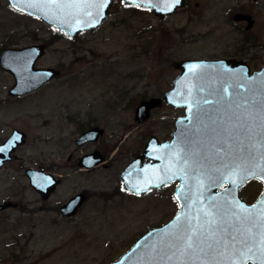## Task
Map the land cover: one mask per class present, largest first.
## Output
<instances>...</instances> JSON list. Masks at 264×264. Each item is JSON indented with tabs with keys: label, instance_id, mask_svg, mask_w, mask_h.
<instances>
[{
	"label": "rangeland",
	"instance_id": "374dc122",
	"mask_svg": "<svg viewBox=\"0 0 264 264\" xmlns=\"http://www.w3.org/2000/svg\"><path fill=\"white\" fill-rule=\"evenodd\" d=\"M236 11H247L255 23L244 28L246 21L232 16ZM55 29L0 0V51L45 42L36 65L59 69L35 89L11 96L14 76L0 65V142L11 126L28 133L17 158L0 168V201L22 203L0 212V264H108L148 228L169 220L179 208L176 180L137 194L120 172L151 134L169 139L185 107L163 100L142 122L134 119L135 107L171 87L176 60L232 55L264 63V0H185L163 16L112 0L94 29L76 36H58ZM95 124L104 128L99 140L77 144L80 131ZM94 148L107 157L103 163L88 171L66 167L68 155ZM36 165L69 172L49 201L89 192L75 215L61 217L44 206L25 174ZM257 189L253 182L240 192L250 198Z\"/></svg>",
	"mask_w": 264,
	"mask_h": 264
},
{
	"label": "water",
	"instance_id": "95a60500",
	"mask_svg": "<svg viewBox=\"0 0 264 264\" xmlns=\"http://www.w3.org/2000/svg\"><path fill=\"white\" fill-rule=\"evenodd\" d=\"M7 1L12 6L16 2ZM125 1L149 7L160 16L172 13L185 3V0H179V3L152 0L153 7L147 0ZM76 2L81 3V0ZM111 3L112 0H108L107 6L99 12L97 8L83 6L82 3L80 7L70 6L73 0H33L32 7L17 4L15 8L39 16L70 36H76L80 31L98 26L108 16ZM169 7L171 10H166ZM87 12L92 15H85ZM234 17H246L247 27L253 23L248 14L237 12ZM45 48V42L2 48L0 65L14 76V82L8 88L10 95L29 92L58 75L59 69L54 66L36 65ZM174 65L179 72L171 87L162 96L140 99L134 110V119L137 122L148 119L152 109L163 100L174 106H184L185 113L175 118L171 138L160 140L151 134L142 152L124 166L120 175L124 186L136 193L138 189L143 193L176 180L174 195L179 208L166 222L144 231L125 252L108 264H246L248 260L262 264L264 217H261L260 209L264 191L250 203L240 193L246 180L233 187L230 181L223 179L213 184L209 176L215 177L217 169L224 176L230 175L229 169L222 167L224 164L230 168L234 162L249 167L262 163L264 89L260 85L264 81V66L251 70L247 61L231 57H187L176 60ZM103 132V127L90 126L79 133L75 142L94 141ZM25 139V133L15 129L0 142V147L7 146L0 152V166L12 158V151ZM217 148L220 149L219 154ZM103 159L100 150L95 149L82 155L79 164L92 167ZM26 174L30 184L44 198L60 181L51 173L44 172L42 167L27 168ZM85 196L84 192L72 195L62 205L63 212L66 215L75 213ZM236 201L245 205L248 211L240 212ZM8 205H15V202H0V210ZM188 220L193 228L199 224L216 232L221 243L216 245L215 253L173 255L180 243L176 237L186 233ZM209 220L216 221L211 228ZM177 225L181 226L179 230Z\"/></svg>",
	"mask_w": 264,
	"mask_h": 264
},
{
	"label": "snow or ice",
	"instance_id": "6c2138e0",
	"mask_svg": "<svg viewBox=\"0 0 264 264\" xmlns=\"http://www.w3.org/2000/svg\"><path fill=\"white\" fill-rule=\"evenodd\" d=\"M55 2V0H53ZM148 4L155 7V4L152 3V0H147ZM174 3H179V0H173ZM81 3L83 6L87 7H95L97 8L98 12L102 11L104 7L107 6L108 0H81ZM81 3H77L76 0H73V4L70 6L80 7ZM17 4L32 7L34 6L33 0H16V2L13 4V7L15 8ZM139 6V5H137ZM166 10L170 11L171 8H167ZM87 16H91V12L85 13ZM79 23V21H78ZM195 67V66H193ZM251 84L252 81H249ZM261 88L264 89V81L261 82ZM207 103V101H205ZM18 139V137H17ZM261 140L264 141V134L261 135ZM4 147H0V152L5 151ZM217 153H220V149H216ZM262 163L255 165L254 167H249L247 164L244 163H233L231 167L227 164L222 165L224 168H228L229 172L231 173L228 176H224L223 173L220 172L219 169H217V175L215 177L209 176L210 180H213V184H215L216 180L223 179L225 182H231L233 187L238 186V184L243 183L248 178H260L264 180V155L261 156ZM162 183V182H161ZM137 194H139V189L137 190ZM261 209H260V215L261 217H264V200L261 201ZM236 206L239 208L240 212H247L248 209L245 207V205L241 204L239 201H236ZM255 207V206H253ZM205 215H209L208 213H205ZM233 215H236L233 213ZM239 219V216L236 217ZM177 220H180V217H177ZM188 230L186 233L182 236H177L176 238L179 239L180 243L179 246L176 247L175 252L173 255L179 254L180 257H183L185 255H189L192 253H203L205 255L209 253H215L216 251V245L220 244L221 241L217 239L216 232L210 231L209 229H205L203 225H197L195 228L192 227L191 221L188 220ZM215 220H209L208 225L209 228L213 224H215ZM180 225H177L178 230L180 229ZM175 236V234H174ZM233 241H235V237L232 238ZM264 242V240H262ZM264 251V249H262ZM222 255V253H221ZM171 259V257H169ZM201 264H205V262H201ZM264 264V262H262Z\"/></svg>",
	"mask_w": 264,
	"mask_h": 264
},
{
	"label": "flooded vegetation",
	"instance_id": "af4514ba",
	"mask_svg": "<svg viewBox=\"0 0 264 264\" xmlns=\"http://www.w3.org/2000/svg\"><path fill=\"white\" fill-rule=\"evenodd\" d=\"M235 12H233V14H232V16L233 15H235L234 14ZM236 13H237V11H236ZM240 13H247L248 14V12L247 11H242V12H240ZM233 18H235V19H237V21L238 22H243V21H246V23L244 24V28H246V29H248V28H250L254 23H255V21H254V23L250 26V27H247L246 25H247V21H248V19H246L245 17H234L233 16ZM236 21V20H235ZM219 57H231V58H236V59H241L239 56H232V55H224V56H219ZM246 60V59H245ZM247 61V60H246ZM248 62V61H247ZM248 64H249V66H250V69L251 70H254V69H257V68H259V67H261V66H264V63H261L260 65H258V66H254L252 63H249L248 62ZM20 95V94H19ZM11 96H15V95H11ZM17 96V95H16ZM3 109L4 110H6L7 109V107L6 106H4L3 107ZM96 125V124H95ZM91 126H94V125H91ZM88 127H90V126H88ZM88 127H86V128H88ZM86 128H84V129H86ZM15 129H18V130H20V131H23L24 133H25V138L27 139V136H28V133H27V131L23 128V127H19V126H11L10 127V129L8 130V132H7V135H5V138H3V140L2 141H4ZM84 129H82L80 132H82ZM102 135V134H101ZM100 135V136H101ZM100 136L96 139V140H94V141H86V142H84V143H81V144H85V143H88V142H95V141H98L99 140V138H100ZM26 139H25V141H26ZM1 141V142H2ZM25 141L23 142V143H20V144H18L17 146H16V148L12 151V158L11 159H9V160H5L4 162H3V164L0 166V168H2L3 166H5V164L7 163V162H9V161H13L14 159H16L17 158V151L20 149V147L25 143ZM95 149H99V148H94L93 150H91V151H88V152H84V153H82L81 155H79V156H77V157H72V155L70 154V155H68V164H67V168H71V169H73L72 171H74V172H76V171H88V170H91L92 168H94V167H96V166H98L99 164H101V163H103L105 160H106V156H105V154H103V152L100 150V152H101V154L104 156V159L102 160V161H100L99 163H97V164H95L94 166H92V167H84V166H81L80 164H79V160H80V157L82 156V155H84V154H86V153H89V152H92V151H94ZM43 168V170H44V172H46V173H51L53 176H55L56 178H59L60 179V181H59V183H57V185L55 186V188L53 189V191L49 194V196L48 197H46V198H44L43 196H42V194L38 191V190H36L31 184H30V182H29V184L31 185V187L37 192V194L40 196V198H41V200L44 202V206L48 209V210H50V211H54V212H59V214H60V216L61 217H68V216H70V215H66L64 212H63V210H62V205L72 196V195H74V194H76V193H78V192H84L85 193V199H84V201H83V203L77 208V210H76V212L75 213H73V214H71V215H75L78 211H79V209L81 208V206L86 202V200H87V198H88V196H89V192H87V191H85V190H82V191H76V192H74L73 194H71V195H69L66 199H64V200H60V201H58V202H52V201H49L50 200V198L56 193V191L58 190V187L63 183V180L67 177V175L69 174V172H65V171H63V170H59V167H55V166H50V167H47V166H44V165H36V166H27L26 168H25V174H26V169L27 168H35V169H39V168ZM27 175V174H26ZM28 177V176H27ZM28 181H29V178H28ZM256 183V185L258 186V189H257V192L255 193V195L253 196V197H244L248 202H250V203H252V202H255L256 200H257V198L263 193V191H264V180H262V179H260V178H248L242 185H241V188H240V191H242V189H245L246 187H248V185H250L251 183ZM248 191H249V189H247ZM5 200H11V199H9V198H7V199H3V200H1L0 202H2V201H5ZM12 202H15V205H8V206H6L5 208H3V209H1L0 210V212L1 211H5V210H8V209H20L21 208V206H22V203H21V201H13L12 200ZM246 264H259V262L258 261H253V260H248L247 262H246Z\"/></svg>",
	"mask_w": 264,
	"mask_h": 264
},
{
	"label": "trees",
	"instance_id": "16d2710c",
	"mask_svg": "<svg viewBox=\"0 0 264 264\" xmlns=\"http://www.w3.org/2000/svg\"><path fill=\"white\" fill-rule=\"evenodd\" d=\"M56 35H58V36H63V35H65L66 33L65 32H63L62 30H60V29H58V28H56L55 29V32H54Z\"/></svg>",
	"mask_w": 264,
	"mask_h": 264
}]
</instances>
